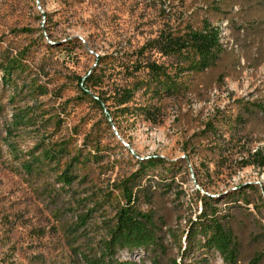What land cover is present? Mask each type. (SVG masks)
<instances>
[{
    "label": "rangeland",
    "instance_id": "1",
    "mask_svg": "<svg viewBox=\"0 0 264 264\" xmlns=\"http://www.w3.org/2000/svg\"><path fill=\"white\" fill-rule=\"evenodd\" d=\"M206 23L220 30V58L204 71L177 75L170 96L137 89L128 104H154L153 118L139 109L119 113L112 97L110 114L82 96L77 77L98 70L100 57L112 55L95 94L132 86L134 76H145L133 71L138 61L174 72L171 57L139 49L161 32L183 34ZM4 56L16 57L20 69L10 83L0 78V264H84L72 247L86 233L101 236L103 220L124 202L125 179L149 156L177 164L140 179L137 204L176 234L202 195L252 184L218 206L239 242L238 264H264V165L252 156L258 150L264 158V0H0V61ZM60 145L68 156L23 171L45 147ZM94 147L102 158L76 165L78 180L57 195L69 158ZM164 177L174 178L171 191L163 190ZM87 210V229L73 235L77 215ZM169 248L177 257L176 246ZM205 258L201 264H223L217 253Z\"/></svg>",
    "mask_w": 264,
    "mask_h": 264
},
{
    "label": "trees",
    "instance_id": "2",
    "mask_svg": "<svg viewBox=\"0 0 264 264\" xmlns=\"http://www.w3.org/2000/svg\"><path fill=\"white\" fill-rule=\"evenodd\" d=\"M220 40L219 28L209 23H206L202 29L190 28L183 34L161 32L157 37L143 45L139 49V53L143 55L147 49H150L165 57H171L174 72L169 70V66L155 60L138 61L133 64V71H145V76H134L132 86H118L109 96H105V91L95 94V89L101 88L103 83L104 70L107 67L105 60L111 55L98 58L97 65L100 64L98 70L93 68L85 75L78 76V88L83 97L88 98L101 110L104 109L103 105H106L107 112L110 114L111 111L106 103L112 97L119 113H133L132 109H139L145 117L153 118L158 111L153 106L154 104L148 103L144 106H130L128 104L133 99L135 91L142 89L149 92L152 98L174 94L178 87L177 75L186 71H204L216 64L223 51ZM16 69H20L16 57L4 56L2 58L0 61V70L2 71L0 78L3 83L11 82V77ZM89 90H92L93 93H90ZM257 106L262 107L260 104ZM112 118L115 117L112 116ZM87 145L92 147L91 140L87 141ZM68 155L66 146L45 147L40 158L24 164L23 171L31 174L36 165L42 167L47 163H57ZM252 156L261 157L260 164L264 165V158L260 156L258 150ZM101 158L102 154L97 147L83 155L82 153L80 155L73 154L61 173L57 175V182H59L57 195L67 193L71 185L78 180L79 174L76 165L82 164V162L98 161ZM166 163L169 165V171L177 164V162L167 161L160 156H149L137 160V169L125 179L122 185L124 202L116 207L111 218L103 220L101 236L91 238L90 234L86 233L83 242L72 247L78 259L84 264H201V259L213 252L221 257L223 264H238L240 245L227 224V212H223L218 203L223 197L233 201L243 196L246 189L253 190L254 186L248 184L245 187L228 191L219 197L202 195L200 197L202 201L200 209L194 214V217L188 218L186 228L180 234H176L170 229L164 230L165 222L162 218L142 210L137 204L136 190H138L140 179L146 175H151L153 169ZM173 179V177L161 179L163 190H172ZM89 213L90 210H87V213L77 215V224H80V227L74 228L73 235H80V228L87 229L88 220L92 215ZM167 235L169 236L168 239L166 238ZM172 243L176 246L177 257H170L169 255V247ZM135 251L141 252L142 256L138 259L121 257L122 252L131 254ZM198 255L200 256L197 257Z\"/></svg>",
    "mask_w": 264,
    "mask_h": 264
}]
</instances>
